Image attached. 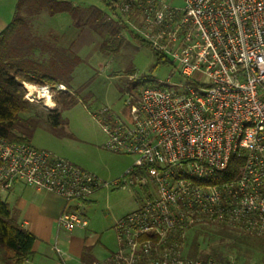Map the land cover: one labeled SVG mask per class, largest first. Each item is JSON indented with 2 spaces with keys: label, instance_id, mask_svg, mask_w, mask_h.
Wrapping results in <instances>:
<instances>
[{
  "label": "built area",
  "instance_id": "obj_1",
  "mask_svg": "<svg viewBox=\"0 0 264 264\" xmlns=\"http://www.w3.org/2000/svg\"><path fill=\"white\" fill-rule=\"evenodd\" d=\"M129 30L173 61L125 100L127 112L94 113L105 147L132 157L106 179L51 150L0 137V187L22 180L67 204V230L86 228L83 204L101 190L139 188L142 202L115 223L118 248L90 264H243L185 255L205 224L241 226L264 237V0H113ZM178 76L177 80H172ZM24 98L56 104L63 83L25 82ZM241 163L233 178L206 182ZM57 250L62 252L61 247ZM250 264H264V260Z\"/></svg>",
  "mask_w": 264,
  "mask_h": 264
},
{
  "label": "rangeland",
  "instance_id": "obj_2",
  "mask_svg": "<svg viewBox=\"0 0 264 264\" xmlns=\"http://www.w3.org/2000/svg\"><path fill=\"white\" fill-rule=\"evenodd\" d=\"M163 1L179 7L185 4V0ZM80 5L84 10L91 9L90 5H96L111 11L105 0H81ZM85 20L83 17L78 21L66 11L54 15L43 11L32 18L36 35L43 38L47 48L41 55L44 56V62L50 63L52 60L48 49L64 48V54H67L63 67L65 70L59 73L50 70L45 72L57 79L69 81L76 92L77 101L61 111L59 124L52 122V118L61 108L57 101L53 106L33 103L32 110L23 112L22 117L27 118L35 113L40 116L41 121L31 137V144L35 147L51 150L103 178L113 179L121 176L133 159L105 147L107 134L94 113L108 106L120 114H125V100L129 94H137L142 81L168 78L172 67L158 64L151 47L130 38L119 53L102 52L101 44L111 38L109 29L104 26L92 28ZM39 54L41 53L37 51L36 55ZM72 66L74 70L70 74L67 71ZM177 79L178 76L172 78ZM140 196L139 188L131 186L102 190L98 202L88 208L86 215L101 227L113 216L117 220L135 209L139 205ZM116 220L114 230L104 233L95 247L96 252L102 251L101 245H116ZM240 227L212 223L201 226L197 230L198 236L196 230L190 234L191 240L185 246V255H191L196 241L200 252L217 248L229 259L240 258L244 262L249 259L250 263L262 260L264 250L261 246H264V242L259 240V236L247 233ZM245 252H248V256Z\"/></svg>",
  "mask_w": 264,
  "mask_h": 264
},
{
  "label": "trees",
  "instance_id": "obj_3",
  "mask_svg": "<svg viewBox=\"0 0 264 264\" xmlns=\"http://www.w3.org/2000/svg\"><path fill=\"white\" fill-rule=\"evenodd\" d=\"M105 2L111 11L96 5H90L91 9L84 10L81 5H75L73 0H18L14 18L0 32V137L12 142L31 143L32 133L41 119L37 113L27 118L22 117L23 112L32 110L34 103L24 98L25 82L51 85L63 83L67 86L68 90L59 91L55 96V100L61 107L52 118V122L56 124L60 123L61 111L77 101L76 92L69 81L57 79L45 72L50 70V72L59 73L65 70L63 67L67 54H64V48L48 49L50 55L52 54L50 56L52 60L50 63L44 62V56L41 57V55L47 48L43 38L38 37L36 31L33 30L32 18L34 16L43 11H48L51 15L66 11L78 21L85 17V23L92 28L96 29L100 26L108 28L111 38L101 44L102 52L119 53L129 38L150 47L149 43L136 32L132 30L128 33L124 32L127 29L126 24L121 21L122 16L114 8L113 0H105ZM128 35L130 37L127 38ZM37 51L41 54L36 55ZM154 55L158 64L171 67L174 65L167 54L154 51ZM73 70L74 66L70 67L67 72L72 74ZM155 84H157L155 80L142 81L141 87ZM240 163L239 158H233L226 170L217 173L206 182H221L233 178ZM1 192L0 187V264H25L34 256L33 245L36 236L13 216V211L9 203L3 199ZM242 230L249 233L246 229ZM198 235L199 231H197ZM259 240L264 242V237H259ZM195 242L191 257L201 259L214 257L220 261L231 260L217 248L200 252L197 248L198 243ZM261 249L264 250V246H261ZM245 255L248 256V252H245ZM235 260L243 264L250 263L249 259L245 262L240 258Z\"/></svg>",
  "mask_w": 264,
  "mask_h": 264
},
{
  "label": "crops",
  "instance_id": "obj_4",
  "mask_svg": "<svg viewBox=\"0 0 264 264\" xmlns=\"http://www.w3.org/2000/svg\"><path fill=\"white\" fill-rule=\"evenodd\" d=\"M73 2L75 5L81 4V0ZM17 4L18 0H0V32L14 18ZM1 193L9 203L13 216L36 236L34 256L25 264H90L94 260L106 258L118 248L117 240L114 247L101 245L102 251H95L104 233L114 230L115 216L99 227L86 215L89 219L86 228L67 230L61 228L59 223L60 214L67 202L56 192L39 190L22 180H15L8 190H2ZM101 193L102 190L83 204L85 214H88V208L94 202H98ZM138 200L140 204L141 196ZM57 246L61 247L62 252L57 250Z\"/></svg>",
  "mask_w": 264,
  "mask_h": 264
}]
</instances>
